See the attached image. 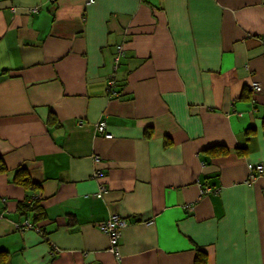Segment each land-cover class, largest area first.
Segmentation results:
<instances>
[{
	"label": "crops",
	"instance_id": "0c3cea01",
	"mask_svg": "<svg viewBox=\"0 0 264 264\" xmlns=\"http://www.w3.org/2000/svg\"><path fill=\"white\" fill-rule=\"evenodd\" d=\"M263 119L264 0H0V264H264Z\"/></svg>",
	"mask_w": 264,
	"mask_h": 264
},
{
	"label": "trees",
	"instance_id": "16d2710c",
	"mask_svg": "<svg viewBox=\"0 0 264 264\" xmlns=\"http://www.w3.org/2000/svg\"><path fill=\"white\" fill-rule=\"evenodd\" d=\"M93 3H94V1H93ZM86 5H91V4L86 3ZM121 56H122V54H121ZM121 56L119 57V60H120ZM118 63H119V61H118ZM113 82H114V84L112 86H109V85L107 86V88H108L107 92L111 95V97L116 98V97H119L121 94L120 85H119V82H117L116 80H113ZM48 124L50 126L56 125L57 123H56L55 118L50 117ZM262 127L264 128V119H263ZM210 152L212 155H215V156L227 154V150L218 149V148H211ZM238 155H241V153H238ZM5 169L6 168L4 166V163L0 159V173H2ZM17 173H18V175L15 174L14 179H13V183L15 185H19V186L23 187L26 190V196H25L24 201H22L18 204V211H19L20 215L31 216V218L30 219L27 218L25 220V222H29V223H31V225L33 227H36L35 222L40 217H42V215H43V210L40 207V198L33 193L34 188L32 186V183L30 182V179L27 178L26 176L21 177L22 174H21L20 170H18ZM38 229L42 233V236L44 238L45 232L39 227H38ZM204 257H205V253L199 252V254L197 255V258H196V263L202 264V262L205 261V259H202ZM116 260L120 261V259H116Z\"/></svg>",
	"mask_w": 264,
	"mask_h": 264
},
{
	"label": "built area",
	"instance_id": "2783aa9c",
	"mask_svg": "<svg viewBox=\"0 0 264 264\" xmlns=\"http://www.w3.org/2000/svg\"><path fill=\"white\" fill-rule=\"evenodd\" d=\"M94 0H86V3L87 4H92ZM123 52V46L122 45H117L115 47V52H114V63L117 64L118 61H119V57L121 56ZM114 79H111L109 82H108V85L109 86H112L114 84L113 82ZM252 87L253 89H255L256 91H258L260 88H259V85L258 83L254 82L252 83ZM105 121H101L99 124H98V127H97V130L99 131V133H104L105 131ZM106 137H110L109 135H106ZM248 172H249V175H248V178L247 180L245 181L246 184H251L253 182V180L256 178V174L259 173H263L264 172V168L261 164H248ZM105 188L104 187H101V190H104ZM213 189L212 187H206L204 189V192L206 193H209V192H212ZM126 221L123 220L118 214H112L105 222H102L100 223L99 225V228L108 235L109 237V251L114 255V257L116 259H120V254H119V246H118V241H119V236H120V230L122 228H124L125 226V223ZM24 227L25 228H29V229H32L40 234H42L38 227H33L31 225V223L29 222H25L24 224Z\"/></svg>",
	"mask_w": 264,
	"mask_h": 264
},
{
	"label": "clouds",
	"instance_id": "9594fccd",
	"mask_svg": "<svg viewBox=\"0 0 264 264\" xmlns=\"http://www.w3.org/2000/svg\"><path fill=\"white\" fill-rule=\"evenodd\" d=\"M121 45V44H120Z\"/></svg>",
	"mask_w": 264,
	"mask_h": 264
},
{
	"label": "rangeland",
	"instance_id": "374dc122",
	"mask_svg": "<svg viewBox=\"0 0 264 264\" xmlns=\"http://www.w3.org/2000/svg\"><path fill=\"white\" fill-rule=\"evenodd\" d=\"M101 134V133H100Z\"/></svg>",
	"mask_w": 264,
	"mask_h": 264
}]
</instances>
